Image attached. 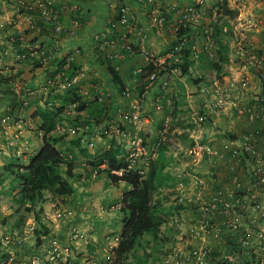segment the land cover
<instances>
[{
  "label": "built area",
  "instance_id": "1",
  "mask_svg": "<svg viewBox=\"0 0 264 264\" xmlns=\"http://www.w3.org/2000/svg\"><path fill=\"white\" fill-rule=\"evenodd\" d=\"M7 2L8 0H4ZM17 14L23 17L20 8L30 12H35L34 15L24 16L27 22V30L34 34L37 38L46 34L50 40L54 41L45 45H30L27 40L29 34H25L26 41L18 39L21 45L16 47V39L10 40L11 51L19 54L21 49H25L24 54L19 56L22 60L26 58L36 59L39 57L40 67L50 65V60L47 54L50 53L52 58L62 52L61 43L63 39L74 38L78 35L81 24L78 19H74L71 25L62 23V9L54 6L57 0H16ZM80 2L86 0H79ZM165 0H119L114 10L111 8V20L109 26L103 29L95 36V40L101 41L112 36L114 39L111 42L105 41L101 44V48L109 43L125 41L129 35L136 33L140 40H145L147 35L146 30H152L159 38L167 39L171 42L169 51L163 58L157 62V66L166 63L168 59L180 57L182 60L185 57V50L190 47L192 56H197L199 52L205 51L209 58H215L216 40L213 37V29L210 23H215L220 26L225 36H232L233 39L239 42V48L236 50L242 59L241 65L251 75V78L244 76L241 81L234 83L225 81V78L214 84L212 87H204L201 89V97L203 101L199 106L198 123L207 126V123L215 126V120L233 115L234 118L242 123L241 129L234 140H230L224 147H219L214 143L196 142L194 146L188 150L189 156L195 160L211 162L213 165H220L232 171H242L243 177L239 175L231 177V187L222 193L219 186L215 187L208 183L204 178H196L195 185L199 189L197 201L200 204L201 212L198 219L195 221L190 236L192 240H197L199 243L191 250L174 248L172 253L158 264H210L209 256L212 252V246L208 243L209 238H220L223 246L228 245L225 238L229 233H234V237L230 238V248L232 245L231 239L239 238V250L232 254L222 252L223 261L226 264H264V94L262 78L264 79V52L259 53L260 49L253 46V41L249 37V32L254 28L263 24V14L261 13L256 21L249 22L238 20L232 22L228 16L218 13V9L214 6H207V0H172V4H166ZM138 6L146 17L147 22L142 26L139 25V16L134 7ZM73 12H79L82 7L75 4L71 7ZM209 10H213V14L208 17ZM37 13V14H36ZM36 15V16H35ZM212 16V18H211ZM39 18L41 22L36 21ZM228 23L229 25L226 24ZM208 23V24H206ZM193 28L191 33H186L181 37L179 34L186 29ZM202 27L201 31L197 28ZM118 31V32H117ZM196 31V32H195ZM201 33L203 35H201ZM170 38H166L167 35ZM206 35V36H204ZM173 38L177 41L175 42ZM172 40V41H171ZM193 41L192 44L190 42ZM55 42V43H54ZM247 42V44H246ZM174 43H177L174 47ZM125 42L123 48L127 47ZM74 52L66 56V64L57 71L54 77L49 78L44 87L46 93L54 88V94H59L76 89L81 94L89 95L90 91L79 90L81 86L82 74L76 73L73 78L68 74L64 79L65 73L72 68L76 56L81 54V49L74 47ZM259 51V52H258ZM146 59L149 60L151 54L145 52ZM33 61V60H31ZM31 67L34 65L31 64ZM176 71H178L176 69ZM134 76L140 77L141 69L133 72ZM152 81L158 79V74L154 72L151 75ZM255 84L251 86V81ZM153 82L151 83V85ZM150 84L146 87L150 88ZM167 83H163L166 87ZM20 88V91L17 90ZM95 98L104 103L103 87L95 86ZM16 93L20 95L22 88L17 87ZM27 96H36L37 92L31 89H26ZM246 93H249L245 97ZM108 96L110 94L108 93ZM24 98V96H22ZM123 99L131 100L127 109H124L122 117L118 118L122 123L132 124L133 129L139 131L134 132L135 135L125 137L130 138L129 146V164L127 170H132L144 155L147 154L146 148L143 146L144 138L141 131H145L143 104L142 100L135 98L130 88H127L122 97ZM251 100L254 101L252 104ZM263 100V101H261ZM257 102V103H256ZM259 102V104H258ZM77 105H72L75 109ZM3 123V129L10 128L13 124L12 117L4 116L0 119ZM8 126L5 123H10ZM20 122V121H19ZM8 127V128H7ZM167 127L164 128L162 135L167 132ZM120 132L119 129H117ZM8 135V132H5ZM209 157V158H206ZM184 188V185L181 184ZM213 187L215 194H213ZM215 196V197H212ZM184 197V196H183ZM182 197V198H183ZM182 202V201H181ZM72 213L67 210L57 212V219L61 220ZM220 218L218 221L217 219ZM227 231H222L221 225ZM246 225V226H245ZM245 227V228H244ZM50 233H45V230L34 220L28 223L25 227L19 229H7L0 221V264H41V256L37 253H32L37 249L43 251L45 257L49 261H63L65 264H78L73 257L65 258L64 250L59 242L48 241L52 236ZM40 234L37 236L36 232ZM239 232V233H238ZM241 233V234H240ZM79 234V233H75ZM233 235V234H232ZM33 240L36 245L32 246ZM48 241V242H47ZM46 242V243H45ZM65 260V261H64Z\"/></svg>",
  "mask_w": 264,
  "mask_h": 264
},
{
  "label": "trees",
  "instance_id": "2",
  "mask_svg": "<svg viewBox=\"0 0 264 264\" xmlns=\"http://www.w3.org/2000/svg\"><path fill=\"white\" fill-rule=\"evenodd\" d=\"M227 1L228 0H223L217 4L216 8L218 9V13H222L232 19L238 17L239 12L232 10ZM22 8L23 7L20 8V11L25 17L35 14V12H30ZM212 14L213 10H209L208 17ZM226 24L229 25L225 22V26ZM210 26L213 29V37L215 38V44L218 47V50L216 51L218 62H208V66L209 69L216 70L218 78L221 79L223 74H225L224 67L229 63L230 48L228 44L223 42L225 35L223 34L221 27L215 23H210ZM201 30L202 27L197 28V31ZM191 31H193L192 27L181 32L179 36L181 37L186 33H191ZM201 35L203 34L201 33ZM166 38L169 39L170 35L168 34ZM173 40L175 42L177 41V39L175 40L174 38ZM192 43L193 41L190 42V44ZM176 44L177 43H174L173 47ZM69 54H71V51ZM185 56L188 59L192 58L190 47L185 50ZM77 57L78 56H76L75 61L72 64V68L65 73L66 76H64V79L67 78L68 74H70L71 78H73L76 73L80 72V68L76 64ZM47 58L51 61L50 53L47 54ZM65 59V56L60 59L61 68L66 64ZM28 61L30 64L34 65L35 69L40 66L39 57L36 59L28 58ZM28 61L27 63L29 64ZM115 63V61H110L111 65H108V71L112 77V86L122 94V92L125 91L127 84L125 83L122 74L116 70ZM191 63H193V61L180 65L175 61V58L170 59L163 65V68L160 69L159 76L169 73L171 71L170 69L175 66L181 67L183 72L187 73L189 72L188 69ZM153 70L154 68L150 67L149 73ZM55 74H57V72H55ZM55 74H52L51 78L54 77ZM16 76L21 77L22 74H17ZM144 77H146V74H144ZM261 78L264 85V79L263 77ZM27 81L28 79H24V87L26 86ZM85 81L87 80H84V82ZM195 82L197 83V81ZM91 83H93V85L96 84L99 88L102 85L98 79L92 80ZM145 88L146 85L141 86V94L146 93ZM262 89V93L264 94V86ZM6 90L9 91V93L14 94L12 96L14 98L12 111L7 110V115L12 117L13 123L19 122L22 118L26 121L27 119L26 116H24V112L21 113L19 110L30 109V107L35 108L31 113L32 117L34 119H40L41 121L37 126V132H35L38 138L41 137V147L34 154L28 155L25 160H22L21 157L20 163H9L6 165L7 173L12 176L11 186L14 187V189L16 188V190H20L17 201L24 206L29 205L27 211L33 213L37 221H44L42 217L45 212L43 204L47 203L49 198L61 205L60 201H65L66 199L76 195L77 188L75 183L79 182L83 178L82 173L76 171L78 168L77 161L81 155L88 158L87 164L93 168L103 164L107 165L104 170L98 171V179L105 175L108 177L110 181L109 183L117 188H120L123 184L126 185V191L121 197V208L119 209L123 216V228L119 234L118 246L110 250L109 262L112 261L111 264H146L148 260L154 256L155 257L153 259L155 260L159 258L156 253L159 255H166V253L163 252V247L170 243L171 238L167 236L164 231L166 230V232L172 233L175 230L169 225L170 217L174 216L176 213L180 214L182 208L184 209L187 207L191 208L193 211H197L199 213L201 212L199 204H196L195 201L187 200L186 198H184L186 203L182 206H178L177 204L171 207L165 206V202L168 201V197L165 195L164 190L176 186L174 181L175 179L172 177L173 159L166 156L167 151L172 145L171 138L182 137L184 139L187 137L186 134H177L176 130L178 128L195 129L192 124H189L188 122L189 118L192 120L194 119L195 112L194 108L187 104L188 102L186 101L185 93L175 94L173 92H169L171 95L173 94V96H171L167 91L160 89L161 92L154 98V101H156L158 96L160 99L166 93L169 95L163 103L164 107H166L164 115L171 117L172 122L167 134L168 142H162V144L157 148L156 151L158 152L156 158L149 161L147 170L141 175L140 172L136 170L131 172L123 171L127 166V151L122 148L123 146H121L116 139H112L109 148L100 155L94 154L95 152H90V150H88L85 146L87 143L86 138L91 134V128H96L100 125L101 121H103L99 119H97L96 122L92 121V117L95 116V106L99 112L103 104L98 101L97 97L95 100H92L91 95H95V89H93L89 95L84 96L77 94L76 89L67 92V95L71 97L70 99L72 105H77L75 112H78L79 114H77L78 116L75 118L72 116L68 117V115L65 114V106L60 107L56 102H52L50 100L52 95L50 94L48 99L45 100V105V103H42V99L35 100L34 96H27L26 88L22 89V95L20 96H17L9 85L6 87ZM103 91L105 100H110L109 103H107L108 106L106 108L113 109L116 107V105H118V98H116L114 94L108 96V90L103 89ZM148 91L149 90H147V92ZM248 94L249 93H246L245 97L249 96ZM21 96H24V98H21ZM59 98H61V96H57V99ZM162 99L163 98H161V100ZM168 99H170L173 104L170 108L167 106ZM63 100L68 101L69 98L65 96L63 97ZM251 102L252 104L254 103L253 100H251ZM83 113L86 114L83 116ZM163 119L162 123L165 121V118ZM66 120L69 122L66 126H64L67 133L63 134V136H56L55 132L59 127V124L66 122ZM127 125L129 127L133 126L129 123ZM0 129L2 130V134L6 135V131H4L2 125L0 126ZM109 131L110 130H108L107 134L110 133ZM72 133H75L76 135V138L73 139L72 143L76 146L78 153H73L71 157H67L57 144L65 140V138H67V134L71 135ZM149 135L150 137L153 136L151 133ZM234 138L235 136H233V139ZM151 143V140L145 138L143 146L146 150H149ZM7 144L10 149L13 148V145L10 146L9 143ZM193 146L194 145L191 147ZM203 163L206 165L205 167L208 170H213L214 165L211 162H207V160H205ZM116 171H121V174H115L114 172ZM214 171L216 170L214 169ZM205 176L206 175H204V177ZM0 177L2 178V175H0ZM207 177H209L208 183L214 186L216 182L219 183L217 180V177H219L217 172L206 176V178ZM212 179L213 181H211ZM226 182L227 180L220 179L218 191L222 193L226 192L228 189L225 187ZM86 183L88 184L89 182L86 181ZM184 185H188V183L185 182ZM184 192L186 193L187 190ZM48 195L49 197H47ZM39 206L40 209L37 210V207ZM5 220L6 219H3L2 223H5ZM24 221L25 218L22 217L19 225L17 226L20 228V224H23ZM164 227H166L165 230L163 229ZM46 233L48 232L46 231ZM234 236L235 235H232V237ZM212 239L216 240V238ZM226 243L229 245V241ZM228 245L226 246L227 249ZM88 246L93 249L94 242L90 240ZM139 252L143 253V258L138 254ZM222 256L224 255L218 252L215 247H212V252L209 256V263L226 264V262L223 261Z\"/></svg>",
  "mask_w": 264,
  "mask_h": 264
},
{
  "label": "rangeland",
  "instance_id": "3",
  "mask_svg": "<svg viewBox=\"0 0 264 264\" xmlns=\"http://www.w3.org/2000/svg\"><path fill=\"white\" fill-rule=\"evenodd\" d=\"M210 6L213 7L212 5ZM100 8H102V6ZM240 18L243 17L240 16ZM262 31L264 32L263 29ZM251 39L255 48H264V42L262 41V39L258 40L257 38L253 39L252 37ZM223 42L225 44H228L230 48V62L224 67L225 74H223V77L220 79L218 78L214 70L209 69V72H206V74H204L205 69H207L206 67L203 68V71L199 70L198 75L196 76L200 75L204 77L202 86H213L214 84L220 82V80H222L223 78H225V81L227 80V82H230L232 80L234 83H238L244 76L247 75V72L241 65L242 59L236 51L240 47V41L237 42L233 39V37L225 36L223 38ZM12 61V57L9 58V63ZM4 67L7 69L8 65H5ZM13 68L14 66H10L9 70H13ZM190 75L191 77L193 76L192 74L188 73L184 81L185 84H187L185 87V97L186 101L188 102L187 104L195 109V103L197 102L196 96L200 91L197 92V88L192 82L193 80H195V77L190 78ZM246 77L251 78V75H248ZM24 79L26 78L21 77L17 81V87H21L22 89L25 88ZM84 84L85 85H83V87L87 89L92 86L90 80L85 81ZM253 84H255V81L252 80L251 86ZM108 88L109 90L107 91V93H109L110 95L114 94V96L118 98V90L110 86ZM17 90L21 92L20 88H18ZM65 96L69 98L68 101H65V114H67L68 117H77V114L79 113L75 112V109H72L70 99L71 97L67 94ZM91 98L92 100H95L94 94L91 95ZM109 101L110 100H107L102 104L99 112L96 106L94 108L95 116L92 117V121L96 122L97 119L103 120L101 121L99 126H97L96 128H91V134L86 138L87 143L85 146L88 148V150H90V152H95L94 154L100 155L104 153L109 148L112 139H116L120 143V145L123 146L122 148L125 149V146H128L130 143V138L125 137V134L131 136L135 135L134 132L139 131L138 129H133V126L129 127L127 125L128 123H122L118 118V116L122 117V113L120 112L128 108V100H121L119 97V100L117 101L118 105H116V107H114L113 109L106 108ZM57 104H62V101L57 100ZM172 105L173 104L169 99L167 101V106L170 108ZM145 106L146 103H144L143 106V115L145 118L144 126L146 132L149 133L152 132L153 128L151 126L154 123V119L152 118V116L149 117L147 115ZM3 108L4 106L0 109V117L1 115L6 114ZM159 108V110L162 109L163 113H161L160 116H158V120H156V123L154 125L156 131L152 133L153 138L148 134L142 133L144 140L145 138H148L152 142L149 150H147V154L144 155L147 161L156 158V150L160 146L161 142H168V136L167 139L161 138L162 132L164 130V128L161 129V122L163 120L162 117L164 115V112H166V107L160 105ZM34 109V107H30V109L19 110V112L21 113L25 111L28 113V118H26V121H24V119L22 118L20 122L13 123L14 125H11V122L5 123L6 126H8V124L11 125L10 128L7 127L8 129H6L8 135L2 134V130L0 129V175H2V178L0 177V221L2 222L3 219H6L5 223L3 222V226L7 229H17L16 227H18L17 225H19L22 217L25 218V221L23 224H20V228L32 222L33 219H36L33 213L27 211L29 205L24 206L17 201L20 190H16V188L14 189V187L11 186L12 176L6 171L7 164L20 163L21 159L25 160L28 155L34 154L41 147V137L38 138L37 134H35V132H37V126L39 125L37 121L38 119H34L32 115H30ZM146 110L148 111L149 108H146ZM85 114L86 113H83V116ZM169 118L170 119L167 118V123L172 122L171 117ZM191 120L192 119L189 118L188 122L190 123ZM219 121L220 122L218 123V126L220 125V123H226L225 119H219ZM67 123L69 122L66 120V122L59 124V127L55 132L56 136H63V134L67 133L64 127ZM167 123H165V127ZM207 124V126H202V128L200 129L196 128L197 126L192 123V126L195 129L178 128L176 130L177 134H186L187 137L184 139L182 137L171 138L172 146L171 149L168 150L166 156H172L174 158L173 166L182 165V157L184 154L182 155V153L180 152L190 149L192 144H197V141L199 143L214 142L217 146H225L226 142L228 141L227 139H229L225 134L227 133L225 125L221 127H214L211 126L210 123ZM1 125H3V123L0 122V126ZM117 129H119L120 132H118ZM108 130H110L109 134H107ZM159 132L160 137L158 136ZM190 135H193L194 138L192 139ZM75 136V133H72L71 135L67 134V138H65V140H63L61 143L57 144V146H59V148L67 157H71L73 153H78L76 146L72 143L73 139L76 138ZM192 140H195L196 142ZM7 143H9L10 146L13 145V148L10 149ZM87 162L88 158H85L82 155L77 161L78 168L76 171L82 173L83 178L79 182L75 183L77 193L74 197H70L65 201H60L61 205L56 203L51 198L48 199L49 201L47 203L43 204V208L45 209L43 217L45 218L46 224H49L53 229L52 236H50L48 241L59 242L62 246V249L64 250L65 258L70 259L71 257H73L74 260H77L78 264H109L110 250L113 247L118 246L119 234L123 228V216L120 213L119 209L121 207V197L126 191V185L123 184L120 188H117L109 183V179L105 175L98 179V176H95L96 173L93 171L94 168L89 166ZM199 162L200 160L194 163L198 164ZM187 165L189 166V164ZM99 167L101 169L105 168L104 165ZM221 168L222 167L219 166L218 170H220ZM203 170H205V168L202 169V173ZM221 171L223 170L221 169ZM228 172H231L233 174L232 177L237 175H239L240 178L243 177V175L241 174L242 171H239V169H237V172H235L234 169H232V171L228 169ZM232 174L229 175L231 176ZM177 177L179 180L182 179L181 177H179V175H177ZM175 180L177 179L175 178ZM86 181L90 183L87 184ZM167 190L168 189L164 190V192H166ZM47 197H49V195ZM53 202L55 203L56 207H54ZM166 203L169 204V201ZM40 206L37 207V210L40 209ZM63 207H65L66 209H71L72 211H74V213L73 215H68L67 217H63V219L59 220L57 219L56 214L57 211H59L58 209ZM228 234V237L225 238L226 242L230 241L229 239L232 237V234L234 235V233L231 234L229 232ZM90 240L94 242L93 249L92 247L89 248L88 246ZM33 243H35V240H33ZM34 245H36V243L32 246ZM34 252L40 254L41 264H65L63 261L59 260L58 262L49 261L47 256L45 257L43 251L40 252L39 250L35 249L32 253ZM138 254L143 258L142 252H139ZM153 258H150L146 264H156V260Z\"/></svg>",
  "mask_w": 264,
  "mask_h": 264
},
{
  "label": "crops",
  "instance_id": "4",
  "mask_svg": "<svg viewBox=\"0 0 264 264\" xmlns=\"http://www.w3.org/2000/svg\"><path fill=\"white\" fill-rule=\"evenodd\" d=\"M9 1L11 2L7 4L4 2H2V4L0 3V66L2 69H4L5 68L4 66L8 65L7 70L4 71L6 74L11 75L13 73L14 74L18 73V74H22V77L28 79L25 88L31 89L37 92L36 96L34 97L35 100L42 99V103L43 104L45 103L46 105L45 100L48 99L49 94L46 93V91L44 90V87L47 83V80L51 78L52 74H55V72L60 70L61 68L60 59L64 56L66 57L67 53H69L70 51L72 52L76 45L80 46L84 50V53L80 55L79 57H77V61H76L77 66L82 71L81 73L82 77H84L81 82L82 88H84L83 85H85L84 80H89V79L90 81L95 80V79L100 80V82L102 83L101 86L104 87L103 89L106 88L105 90H109L108 88L109 86L113 87L111 77L109 78L106 74L108 72L105 71L104 69L97 70L96 68H94L93 59H92L93 57V52H92L93 35L92 34L97 29L99 30L103 29V27L109 23V21L111 20V14L109 13V11L111 8L114 10L116 6H113V5L117 4V1L119 0H86L83 2H80L79 0H57L54 6L62 9V12H63L62 20L64 24L69 26L71 25L74 19H78L81 24V28L76 37L66 38L62 40V46H60L62 52L56 55L55 58L51 57V61L49 63L50 65L45 66V67H40L38 65L39 67H37L36 69H34V67H31V64H28L27 62H18L16 56L10 53L12 51L10 49V46L8 45V38L11 35H14L18 39H21L22 37V39L26 41L25 39L26 35H24L23 37V33H22V31H24L25 34H29V37L27 36V40L29 39L28 43L30 45L31 44L32 45H45L46 43L52 44L49 41L53 42L54 39L52 38L50 40L48 37H46L45 33H42L41 36L34 38L33 37L34 34H32L31 31L27 30L28 24L25 21L24 16L19 17L18 15H16L17 7L15 5V0H9ZM221 1L223 0H207V6H210V5L217 6V4ZM164 2L168 4V3H171L172 0H165ZM227 2L232 10H236L239 12L238 16L243 17L242 19H245L249 22L254 23V21H256V18L261 13H264V0H228ZM76 3L82 7V9L79 12H73L71 9V7L74 6ZM101 6L102 8H100ZM132 7H134L136 12L138 13L139 25L142 24L143 26L144 24H146L147 19L146 17H144V14L140 10V8H138V6H135V5ZM262 20H263V26H264V14H263ZM250 36L253 39L255 38H257L258 40L262 39V34L260 33L251 32ZM131 39L133 41L135 40V43H137L138 35L136 33L132 34ZM154 39H155L154 37L149 39L148 41L149 48L147 50L154 51L156 49L153 46V45H156V41L154 42ZM159 44L161 46L163 42L160 41ZM138 45H139V42H138ZM136 47L138 48V46ZM157 48L160 50V47H157ZM139 56L140 57L136 58L135 61L134 59H131L130 61H124V63L121 66L120 73L122 74V77L125 83L127 84V86L132 85V76H131L132 69H134L136 66L139 65L137 63H143L142 55L139 54ZM11 57L13 61L9 63V58ZM10 66H14L13 72L8 71ZM184 81H185V78H179L176 76V78L172 80L171 88L167 92L168 93L173 92L175 94L185 93V87L187 84H185ZM158 83L159 82H157L156 86L151 88L149 92L146 93L147 103L145 107L149 108L148 111L146 110V113L149 117L152 116V118L154 119V123L151 126L153 128L152 133L156 131V128H154V125L156 123V120H158V116H160V110H159L160 104L164 106L163 104L164 101L166 100V98H168L169 95H171L170 93L169 95L166 93L164 96L161 97L163 98L162 100L161 98L158 99L159 97L158 96L156 98V101H154L155 100L154 98L157 96V94L161 92L159 88L160 85ZM95 86L97 85L96 84L92 85L90 88H94ZM12 96L13 94H11V105L13 104V99H14ZM171 96H173V94ZM27 114H28L27 112H24V116H26V118H28ZM37 121L38 123H40V119H38ZM224 125H229V123H224V124L220 123V126H224ZM236 129L237 131H239L238 126ZM194 162H196V160L192 161L191 159H189L188 161H186L185 159H183L182 165L173 166L172 177L173 176L176 177L177 180H174V181H177V184L181 181H186L188 184L190 183L191 178H182L181 180H178V177L176 176V173H182V170L185 169L191 174V176H195V175L209 176L210 174H213V173L215 174L217 172V174L219 175V177H217V180L219 182L218 184H220V179H225L227 180V182L225 183V187L228 189L231 187L230 179L233 176V174L231 172H228V168L221 166L222 167L221 169L223 170L221 171V169L218 170V167L220 165H217V166H214L213 170L211 171V169L208 170L205 167L206 165L204 163L196 164ZM186 163L189 164V166ZM202 167L205 168V170H203V173H202V169H203ZM214 169L216 171H214ZM229 174H232V175L230 176ZM176 194H177L176 187L169 188L165 192V195L168 197V201H169V204L165 203V206L171 207L177 204ZM196 197H197V192L195 190H191L188 195V198L190 200L195 201ZM198 215H199V212L193 211L191 210V208L187 207L184 209L182 208V211H180V214L176 213L174 216L170 217L169 225L172 226V228L175 230L172 233H169V232H166L165 230L166 227L163 228L165 230L164 233L167 234V236L171 238L170 243H172L173 245L187 246V243H188L187 236L190 235L189 234L190 228H192L193 225L195 224V221ZM43 219L45 221L44 217ZM219 219L220 218H218L217 221ZM221 228H222V231L225 230V228L222 225H221ZM231 241H232L231 248L234 251L239 250L240 249L238 245L239 238L237 237V238L231 239ZM208 243L212 247H215L216 250L220 253L226 252V253L232 254L234 252V251L232 252V249L230 248V244L228 245V249L226 248L227 245L223 246L220 238H217L216 240L209 238Z\"/></svg>",
  "mask_w": 264,
  "mask_h": 264
},
{
  "label": "clouds",
  "instance_id": "5",
  "mask_svg": "<svg viewBox=\"0 0 264 264\" xmlns=\"http://www.w3.org/2000/svg\"><path fill=\"white\" fill-rule=\"evenodd\" d=\"M2 2H4V3H10L11 1H7V2H5L4 0H0V3L2 4ZM15 5H16V7L18 8L19 6L17 5V1L15 0ZM215 8H216V6H214ZM17 15V14H16ZM62 18H63V16L61 17V20H62ZM229 19H231V21L232 22H237L238 20H244V21H247V20H245V19H242V18H240V16H238V17H236V18H234V19H232V18H229ZM36 21H38V22H41V20L39 19V18H37L36 19ZM110 22V21H109ZM62 23L64 24V22H63V20H62ZM65 25V24H64ZM110 24L108 23L106 26H104L103 27V29L104 28H106L107 26H109ZM103 29H101V30H99V29H97L96 31H94L93 32V46H92V52H93V57H92V59H93V65H94V68H96L97 70H99V69H104L105 71H107L108 73H106L107 74V76L110 78L111 77V75H110V72L108 71V65H111L110 64V61H115L116 63H115V68H116V70L120 73V69H121V66H122V64L124 63V61H130L131 59H134V61L136 60V58H138V57H140L139 56V54H141L142 55V57H143V63H137V64H139L138 66H136L134 69H132V85H129V86H126V88H125V90L127 89V88H130L131 90H132V92H133V95H134V97L135 98H138V99H141L142 100V104H143V106H144V103H147L146 102V98H147V90H150L151 88H153V87H155L156 86V83L157 82H159L158 84L160 85L159 86V88L160 89H163V90H165V91H169V89L171 88V82H172V80L173 79H175L176 78V76L177 77H179V78H185L186 76H187V74L189 73V74H192L193 76L192 77H195V80H193L192 82H193V84H195L194 86L197 88V92L198 91H200V92H198L199 94L196 96V98H197V102L195 103V109H194V119L193 120H191V122L189 123V124H195L197 127L196 128H202V126L203 125H200V123H198V115H199V106H200V104H201V102L203 101V98L201 97V89L202 88H204V87H206V86H202V83L204 82V77L203 76H196V75H198V72H199V70L200 71H203V68H207V69H205V73L204 74H206V72H209V66H208V62H218V56H217V53H216V56H215V58H209V56L207 55V52H205V51H201V52H199L198 53V55L197 56H192V58H187L186 56L184 57V59L182 60V58H180V57H177V58H175V61L176 62H178L180 65H183L184 63L185 64H187L188 62H192L193 61V63H191L190 65H189V72H187V73H184L183 72V69L181 68V67H179V66H175L176 68H171L170 70V72L169 73H167V74H165V75H163V76H159V71H160V69H162L163 68V65L165 64H162L161 66H157L156 65V62L160 59V58H163L164 56H165V54L169 51V49H170V45H171V42L169 41V40H167V39H164V38H159L158 36H156V34L152 31V30H146V32H145V34L146 35H148L149 36V38H148V36L146 37V39L145 40H140V38H139V36H138V42H139V45H138V42L137 43H135V40L133 41L132 39H131V36H132V34L131 35H129V37L125 40V41H122V42H116L115 44H111V43H109L108 45H106L105 47H102L101 48V44L102 43H104L105 41H108V42H111L110 40H112V39H114L111 35L110 36H108V39H103V40H101V41H96L95 40V36H96V34H98L99 32H102L103 31ZM262 29L264 30V26H263V24L262 25H260L259 27H257V28H254L253 30H251V32H254V33H260V34H262V41L264 42V32L262 31ZM118 32V31H117ZM251 32H249V37L251 38V36H250V33ZM133 34H135V33H133ZM152 37H154L155 39H154V42L156 41V45H153L156 49L154 50V51H149V50H147L149 47H148V41H149V39L150 38H152ZM232 37V36H231ZM12 38H14V40L16 41V43H15V45H16V47H18L19 45H21V42L18 40V38L16 37V36H14V35H11L9 38H8V45L10 44V40L12 39ZM135 39H136V37H135ZM160 41H162L163 42V44L160 46ZM172 41V40H171ZM124 42L127 44V45H129V46H127V47H125V48H123V44H124ZM154 44V43H153ZM32 45V44H31ZM135 45H137L138 46V48L135 46ZM10 46V45H9ZM60 46H62V43H61V45ZM75 47H78V48H80L81 49V54L80 55H82L83 53H84V50L80 47V46H75ZM157 47H160V50L157 48ZM169 48V49H168ZM75 49V48H74ZM217 49V48H216ZM218 50V49H217ZM216 50V51H217ZM74 51V50H73ZM73 51L71 52V53H73ZM149 52L150 54H151V57H150V59L149 60H147L146 59V56H145V52ZM260 51V52H259ZM258 52L259 53H263L264 52V50H259ZM11 54H13V55H15L16 56V58H17V60H18V62H27L28 61V58H26L25 60H22L21 58H19V56H21L22 54H24V53H26L25 52V49H21V51L19 52V54H17V53H15V52H10ZM80 55H78V57L80 56ZM170 59H168L167 61H169ZM29 61H31V60H29ZM28 61V62H29ZM166 61V62H167ZM229 62H230V60H229ZM205 63H206V65H205ZM29 64H30V62H29ZM150 67H153L154 68V70L152 71V72H150L149 73V70H150ZM14 69V68H13ZM35 69V68H34ZM137 69H141L142 70V74H141V76L140 77H136V76H134V74H133V72L135 71V70H137ZM176 69L178 70V71H176ZM7 69L6 68H4V69H2L1 68V66H0V109H1V107H3L4 106V108H3V110H5V112H6V114L5 115H1V117H0V119H2L4 116H8L7 115V110H10V111H12V105H11V94L12 93H9V91H7L6 90V87L9 85L10 87H11V89L14 91V93L18 96V94L16 93V91H15V89H16V83H17V81L22 77H17L16 75L18 74V73H16V74H11V75H9V74H6L4 71H6ZM8 71H11V72H13V70H9L8 69ZM79 71L82 73V71L79 69ZM215 72H216V74H217V71L216 70H214ZM154 72H156L157 74H158V79L157 80H155V81H152V79H151V76H149V75H152ZM144 74H146V77H144ZM217 76H218V74H217ZM14 77V78H13ZM191 77V75H190V78H192ZM225 77V76H224ZM84 78V77H83ZM82 78V79H83ZM111 79H112V77H111ZM186 79V78H185ZM9 81V82H8ZM48 81V80H47ZM195 81H197V83L195 82ZM8 82V83H7ZM81 82H82V80H81ZM153 82V84L151 85V83ZM163 83H167V85H166V87H163ZM47 84V83H46ZM151 85L150 86V88L149 89H147V88H145L146 89V93H144V94H141L140 93V89H141V86H145L146 85V87L148 86V85ZM93 85V84H92ZM212 85H210V87H211ZM83 90L84 88H82V86H80L79 87V90H81V89ZM76 89H78V88H76ZM54 88H52L49 92H48V94H50V95H52V97L50 98V100L52 101V102H56L57 103V100H61L62 101V104H58L60 107H66V105H65V101L63 100V97H65V95L67 94V92H69V91H67V92H63V93H59V94H54V93H52V92H54ZM87 90H89L90 91V93L92 92V88H86L84 91H87ZM149 92V91H148ZM118 93V100H119V97H120V99L121 100H123V98H121L122 97V95H123V92H122V94L121 93H119V92H117ZM77 94H79L80 96L82 95L81 94V92H78L77 91ZM14 95V94H13ZM20 95H22V93L20 94ZM19 95V96H20ZM57 96H61V98H59V99H57ZM83 96V95H82ZM67 97V96H66ZM21 98H22V96H21ZM145 98V99H144ZM159 99V98H158ZM124 100H128V102H129V105H130V103H131V100H129V99H124ZM49 104H52V103H49ZM161 105V104H160ZM71 106H72V103H71ZM129 107V106H128ZM145 111H146V107H145ZM161 113H163V111H162V109L160 110V114ZM162 118H165V120H166V122L164 121V123H162L163 122V120H162V124H161V129L162 128H165V123H167V120L168 119H170L168 116H167V118L163 115V117ZM219 119H225L226 120V123H229V125H225V129L227 130V133H225L227 136H228V138L229 139H227L228 141L226 142V144L230 141V140H234L236 137H237V134L239 133V131H240V129H241V125H242V123L240 122V121H238V120H236L235 118H234V116L233 115H229V116H225V117H222V118H219ZM219 119H216L215 120V126H217V127H221L220 125L218 126V123L220 122L219 121ZM170 122L168 123V127H167V132H165V134L164 135H161V138H163V139H167V134H168V132H169V129H170ZM211 126H214V125H212L211 124ZM214 126V127H215ZM237 126H238V130L239 131H237ZM203 128H205V127H203ZM160 131V130H159ZM141 133H144V134H152V132H149V133H147L146 132V130L145 131H143V132H141ZM143 135V134H142ZM158 136L160 137V132H159V134H158ZM233 136H235V138L233 139ZM190 137L193 139L194 138V136L193 135H190ZM131 141V140H130ZM162 141V140H161ZM160 141V142H161ZM192 141H194V142H196L195 140H192ZM191 141V142H192ZM118 142V141H117ZM119 143V142H118ZM193 143V142H192ZM212 143H214V142H212ZM120 144V143H119ZM130 144V143H129ZM161 144H162V142H161ZM160 144V145H161ZM195 144V143H194ZM194 144H192V145H194ZM215 144V143H214ZM172 146V145H171ZM170 146V147H171ZM219 147H222L221 145L219 146ZM192 148V147H191ZM190 148V149H191ZM128 149H129V146H125V150L127 151V157H126V159H127V166H128V164H129V160H128V157H129V151H128ZM188 150L189 149H187L186 151H181L180 153H182V155H183V157H182V159H185L186 161H188L189 159H191L192 161L193 160H195L194 158H192V157H190L189 156V153H188ZM158 152V151H157ZM167 153H168V151H167ZM167 155V154H166ZM156 156H157V153H156ZM171 158L172 159H174L172 156H171ZM197 161V160H196ZM199 163H203L202 161H200ZM148 164H149V161H147V159L145 158V156H143L140 160H138V162H137V164L135 165V167L132 169V170H130V171H128L127 170V166L125 167V169L123 170V171H126V172H131V171H133V170H136V171H138V172H140V174L142 175V174H144V172L147 170V168H148ZM104 165V167L106 168V164H103ZM100 166V165H99ZM94 167V172L96 173L95 174V176H97V174H98V171L99 170H104L105 168H103V169H101L100 167ZM102 166V165H101ZM214 166H217V165H214ZM115 174H121V171H116V172H114ZM177 175H179V177H181V178H191V181H190V183L188 184V185H184V183L186 182V181H181V182H179L178 184H177V181H175V183H176V192H177V194H176V203L178 204V205H180V206H182V205H184L185 203H186V201L184 200V198H186L187 200H190L189 198H188V195H189V193H190V191L191 190H195L196 192H197V197H196V199H195V202H196V204H199V202L197 201V198H198V196L200 195L199 194V189L197 188V186L195 185V181H196V178H204V179H206V180H208V178L209 177H207L206 178V176L204 177V175H202V177H201V175H195V176H191V174L187 171V170H183V172L182 173H176V176ZM212 175V174H211ZM173 178H176V177H174L173 176ZM179 180V179H178ZM211 181H213V179L211 180ZM110 182V181H109ZM181 184H183L184 185V188H182L181 187ZM220 184H218L217 182L215 183V186H219ZM214 186V185H213ZM214 186V187H215ZM214 187H213V194L212 195H214L215 194V191H214ZM217 188H219V187H217ZM215 189H216V187H215ZM185 190H187V192L185 193L184 191ZM184 196V197H183ZM183 197V198H182ZM51 201V200H50ZM182 201V202H181ZM193 201V200H192ZM48 202V201H47ZM52 202V201H51ZM54 203V202H53ZM166 203V202H165ZM200 205V204H199ZM54 207H56L55 206V203H54ZM121 208V207H120ZM201 208V207H200ZM45 210V209H44ZM59 211H62V210H67V211H69V212H71L72 214L71 215H73V213H74V211H72L71 209H66L65 207H63V208H60V209H58ZM59 211H57V212H59ZM200 214V213H199ZM68 216V215H67ZM66 216V217H67ZM199 216V215H198ZM43 217V216H42ZM34 221H36L44 230H45V233H46V231L48 232L47 234H49L50 233V229H52L51 227H50V225L49 224H46V222L45 221H41V222H39V221H37V219H33ZM24 227H25V225H24ZM23 228V227H22ZM17 229H19V228H17ZM192 228H190V230H191ZM40 234V232L39 231H37L36 232V235L38 236ZM189 234H190V231H189ZM187 238H188V243H187V246H182V245H173L172 243H168V244H166L164 247H163V252H165L166 253V255H159V254H157L156 253V255L159 257L158 259H156V264H158V263H160V262H162L165 258H167L171 253H172V251L174 250V248H176V247H178V248H181V249H184V250H191V249H193V248H195L196 246H197V244L199 243V241H197V240H192V238H191V236L190 235H188L187 236ZM119 241V240H118ZM117 247V246H116ZM113 248H115V247H113ZM109 257H110V253H109ZM155 257V256H154ZM110 259V258H109ZM112 263V261L109 263V264H111Z\"/></svg>",
  "mask_w": 264,
  "mask_h": 264
}]
</instances>
